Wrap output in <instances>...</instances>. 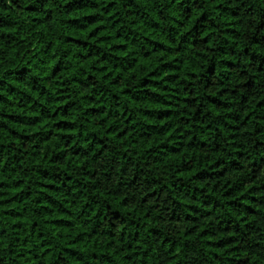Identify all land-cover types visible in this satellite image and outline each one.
Segmentation results:
<instances>
[{
  "label": "trees",
  "instance_id": "obj_1",
  "mask_svg": "<svg viewBox=\"0 0 264 264\" xmlns=\"http://www.w3.org/2000/svg\"><path fill=\"white\" fill-rule=\"evenodd\" d=\"M0 264H264V0H0Z\"/></svg>",
  "mask_w": 264,
  "mask_h": 264
}]
</instances>
